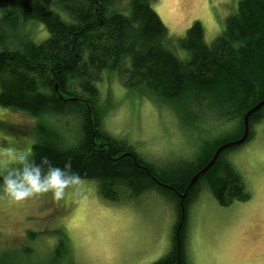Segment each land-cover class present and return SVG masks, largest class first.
<instances>
[{"label": "trees", "instance_id": "16d2710c", "mask_svg": "<svg viewBox=\"0 0 264 264\" xmlns=\"http://www.w3.org/2000/svg\"><path fill=\"white\" fill-rule=\"evenodd\" d=\"M155 1L0 0V108L48 122L47 128L39 124L32 129L37 139L30 158L37 163L42 157L54 166L70 162L81 180L97 184L106 201L157 191L180 212L178 195L226 141L201 145L200 156L175 172L145 163L98 129L101 75L114 73L128 91L169 103L192 128L211 121L234 125L236 135L228 140L234 141L242 134L244 114L264 100V0H239L210 45L204 43L198 22L173 42L151 7ZM25 22L41 25L46 37L38 42L27 38ZM262 110L249 117V125ZM63 118L79 124L73 145L68 144L71 135L65 139L49 129ZM222 153L187 191L184 211L201 182L221 207L248 200L240 176L221 163ZM184 221L178 255L174 244L156 264H184Z\"/></svg>", "mask_w": 264, "mask_h": 264}, {"label": "rangeland", "instance_id": "374dc122", "mask_svg": "<svg viewBox=\"0 0 264 264\" xmlns=\"http://www.w3.org/2000/svg\"><path fill=\"white\" fill-rule=\"evenodd\" d=\"M238 2L156 0L151 7L173 42L198 22L204 43L210 45ZM25 24L27 38L38 42L46 37L41 25ZM175 54L180 57L178 51ZM97 105L98 129L163 172L185 168L198 158L201 145L213 140L227 143L237 132L234 125L212 121L192 128L176 117L169 103L128 91L114 73L101 75ZM57 123L49 129L65 139L71 135L68 144L73 145L79 124L65 118ZM39 124L49 126L45 119L31 121L0 108V177L14 166L3 150L30 155L37 139L32 129ZM248 126L249 138L220 159L240 176L249 198L221 207L205 184H199L184 211V264H264V110ZM174 204L157 191L109 202L88 180L66 189L60 201L49 192L13 202L0 192V264H156L176 244L180 212Z\"/></svg>", "mask_w": 264, "mask_h": 264}, {"label": "clouds", "instance_id": "9594fccd", "mask_svg": "<svg viewBox=\"0 0 264 264\" xmlns=\"http://www.w3.org/2000/svg\"><path fill=\"white\" fill-rule=\"evenodd\" d=\"M3 151L7 161L14 166L8 167L3 173L0 192L13 202L49 192L53 200L60 201L64 198L66 189L81 183L80 176L71 170L70 162L66 161L60 167L54 166L46 157H42L37 163L29 154L17 152L13 148Z\"/></svg>", "mask_w": 264, "mask_h": 264}, {"label": "water", "instance_id": "95a60500", "mask_svg": "<svg viewBox=\"0 0 264 264\" xmlns=\"http://www.w3.org/2000/svg\"><path fill=\"white\" fill-rule=\"evenodd\" d=\"M262 107H264V100L258 102L256 105H254L252 108H250L244 114V116L242 118L243 132H242L241 136L238 139L234 140V141H230V142L221 144V145H219L215 149V151H214L211 159L208 161V163H206L202 169H200L199 171H197L190 178L189 182L186 185V189L184 190L183 194L178 195L180 197V200L181 201L185 198V196L187 194V191L190 188H192V186L196 183V181L201 176H203L214 165L215 160L217 159V157L220 155V153L222 151H224L226 149H229V148L238 147V146L242 145L245 142V140L248 137V132H249V126H248L249 117L251 115L255 114L257 111H259ZM180 209H181L180 218H179L178 225H177V228H176V231H175V237H176V253H177V255H178V249H179V244H180V242H179V230H180V227H181L182 222L184 220V210H183V206H181V202H180Z\"/></svg>", "mask_w": 264, "mask_h": 264}, {"label": "bare ground", "instance_id": "6f19581e", "mask_svg": "<svg viewBox=\"0 0 264 264\" xmlns=\"http://www.w3.org/2000/svg\"><path fill=\"white\" fill-rule=\"evenodd\" d=\"M242 132H243V131H242ZM248 133H249V132H248ZM222 152H223V151H222ZM222 152H221V153H222ZM221 153H220V154H221ZM219 156H220V155H219ZM219 156H218V157H219ZM218 157H217V159H218ZM217 159H216V160H217ZM216 160H215V162H216ZM215 162H214V163H215ZM185 197H186V196H185ZM184 199H185V198H184ZM184 199H183V200H184ZM183 200L181 201V200H180V197H179V205H180V202H181V206H183V205H182ZM183 210H184V209H183ZM180 212H181V209H180ZM179 231H180V230H179ZM176 263H178V260H177Z\"/></svg>", "mask_w": 264, "mask_h": 264}, {"label": "flooded vegetation", "instance_id": "af4514ba", "mask_svg": "<svg viewBox=\"0 0 264 264\" xmlns=\"http://www.w3.org/2000/svg\"><path fill=\"white\" fill-rule=\"evenodd\" d=\"M180 245V244H179ZM175 251H176V249H175ZM177 254V253H176Z\"/></svg>", "mask_w": 264, "mask_h": 264}]
</instances>
